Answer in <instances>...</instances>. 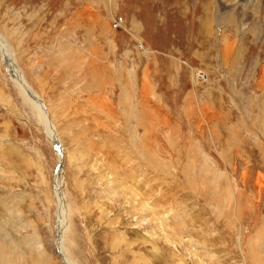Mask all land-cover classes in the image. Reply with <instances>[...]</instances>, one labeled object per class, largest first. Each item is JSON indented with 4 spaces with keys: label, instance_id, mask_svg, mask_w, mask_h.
Returning <instances> with one entry per match:
<instances>
[{
    "label": "rangeland",
    "instance_id": "374dc122",
    "mask_svg": "<svg viewBox=\"0 0 264 264\" xmlns=\"http://www.w3.org/2000/svg\"><path fill=\"white\" fill-rule=\"evenodd\" d=\"M263 8L0 0V264H264Z\"/></svg>",
    "mask_w": 264,
    "mask_h": 264
},
{
    "label": "bare ground",
    "instance_id": "6f19581e",
    "mask_svg": "<svg viewBox=\"0 0 264 264\" xmlns=\"http://www.w3.org/2000/svg\"><path fill=\"white\" fill-rule=\"evenodd\" d=\"M243 2H247V0H242ZM262 1V0H260ZM239 2V1H238ZM263 3V2H262ZM250 4V3H249ZM252 8L254 10H252ZM260 8L261 7L257 6V5H251L249 7V10H252L254 13H256V9ZM264 9V8H263ZM262 9V10H263ZM259 11V9H258ZM261 11V10H260ZM236 12H234V10L230 13V15L227 16V22L225 23L227 25V27H230V26H236V24L238 23V17L235 15ZM229 40V39H228ZM2 43V45H1ZM230 43V42H229ZM0 45L1 47L3 46V54H4V62L5 64L7 65L8 69H9V72L12 76V78L15 80L18 88L20 89V91L22 92V94H24L25 96H27V98L32 102L33 106L39 111V113L45 117V121H46V127H47V131H49V136L50 138L52 139L53 142H55L56 145H58V142H57V138L55 137V134H54V127H52L51 123L49 122V118H47V109L46 107L44 106L43 107V101L42 99H40V97L38 96H35L34 93L32 92V90H30V88L27 86V84L25 83V81L23 80V77H22V74H21V71L19 70V68L17 67V65L15 64V61L13 60L12 58V54L9 52V49H7V44L5 42H3L2 40V37L0 36ZM230 45V44H229ZM232 45V44H231ZM230 45V46H231ZM29 92L32 93L29 94ZM45 105V104H44ZM48 119V120H46ZM59 148V152L61 153V148L60 146H58ZM62 165L58 167L57 171L59 169H61ZM58 177L60 176L59 174L57 175ZM57 177V178H58ZM60 181V180H59ZM59 187V183L57 182L56 183V188L58 189ZM61 192L56 190V196L59 199L62 198L61 196ZM66 209V205H62V202L60 204L59 202V206H58V227H57V240H58V243H59V246H63V240H64V237H65V231H66V222H65V219H66V216H65V213H64V210ZM64 247V246H63ZM67 262V263H66ZM69 261L65 258V262L64 264H68ZM70 264V263H69Z\"/></svg>",
    "mask_w": 264,
    "mask_h": 264
},
{
    "label": "water",
    "instance_id": "95a60500",
    "mask_svg": "<svg viewBox=\"0 0 264 264\" xmlns=\"http://www.w3.org/2000/svg\"><path fill=\"white\" fill-rule=\"evenodd\" d=\"M29 94H31V95H32V93H31V92H29ZM43 107H44V104H43ZM54 146H55V149L59 150V148H58V146H57L56 144H54Z\"/></svg>",
    "mask_w": 264,
    "mask_h": 264
},
{
    "label": "built area",
    "instance_id": "2783aa9c",
    "mask_svg": "<svg viewBox=\"0 0 264 264\" xmlns=\"http://www.w3.org/2000/svg\"><path fill=\"white\" fill-rule=\"evenodd\" d=\"M116 23V25L118 24L117 22H115Z\"/></svg>",
    "mask_w": 264,
    "mask_h": 264
}]
</instances>
